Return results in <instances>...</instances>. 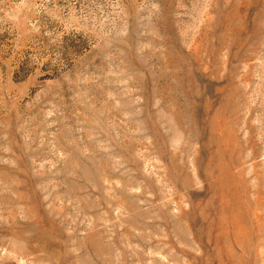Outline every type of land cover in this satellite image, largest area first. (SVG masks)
I'll return each mask as SVG.
<instances>
[{
  "label": "rangeland",
  "instance_id": "rangeland-1",
  "mask_svg": "<svg viewBox=\"0 0 264 264\" xmlns=\"http://www.w3.org/2000/svg\"><path fill=\"white\" fill-rule=\"evenodd\" d=\"M0 264H264V0H0Z\"/></svg>",
  "mask_w": 264,
  "mask_h": 264
}]
</instances>
